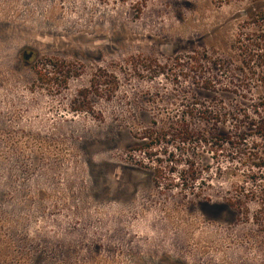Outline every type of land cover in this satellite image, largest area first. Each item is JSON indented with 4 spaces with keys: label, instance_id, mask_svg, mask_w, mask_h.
<instances>
[{
    "label": "rangeland",
    "instance_id": "374dc122",
    "mask_svg": "<svg viewBox=\"0 0 264 264\" xmlns=\"http://www.w3.org/2000/svg\"><path fill=\"white\" fill-rule=\"evenodd\" d=\"M252 2L0 0V264H264L255 198L223 204L264 184L248 177L262 161L153 125L169 127L184 94L211 99L193 77L224 88L220 67L190 71L178 57L235 60ZM99 68L120 75L112 98L94 93ZM251 71L257 98L264 67Z\"/></svg>",
    "mask_w": 264,
    "mask_h": 264
},
{
    "label": "trees",
    "instance_id": "16d2710c",
    "mask_svg": "<svg viewBox=\"0 0 264 264\" xmlns=\"http://www.w3.org/2000/svg\"><path fill=\"white\" fill-rule=\"evenodd\" d=\"M252 3V7L245 10L244 18L237 27L236 35L229 45L232 54L235 55V60H232L229 53L210 54L206 50L178 57L179 61L183 62L184 60L189 63L190 71L196 70V67L200 69L207 66L220 67L225 75V82H221L224 88L219 89L220 81H217V77L212 74L193 77V89L201 90L203 93H213L211 99L207 96L201 98L198 93L190 96L184 94L178 104L180 106L178 116L168 118L171 127L160 126L158 128L157 123L153 125H156L158 130L156 136H166L173 132L182 141L202 143L215 152L220 147L227 145L233 148L235 153L261 160L262 164H258V166L264 168V95L261 93L257 98L251 97L250 92L253 88L248 84L249 78L247 77L253 73L252 69L264 67V0H253ZM252 61H254L253 64L256 63L255 66L251 64ZM235 62L241 64L240 72H237L236 66L233 65ZM41 71L35 66L36 78L44 82L48 81V71ZM97 74L95 75L94 93L112 98L119 88L120 75L100 68ZM66 79L65 76V81ZM259 81L261 83L259 88L264 90L263 71L260 72ZM221 92L231 93L239 97L240 100L228 103L218 96ZM196 122L200 127H196ZM152 133H154L152 127H145L137 133L135 132L134 135L140 136L137 139L143 141L144 138L152 137ZM250 139L252 140L249 142ZM248 177L256 182L258 178H264V175L257 176L251 173ZM183 185V189H187L188 186ZM241 190L240 194L226 198L223 204L237 211L247 210L249 203L245 198L252 196L255 198L256 205L252 220L258 225L264 226V184H257V188L249 189L247 194L244 189ZM210 200L207 204L213 202Z\"/></svg>",
    "mask_w": 264,
    "mask_h": 264
}]
</instances>
